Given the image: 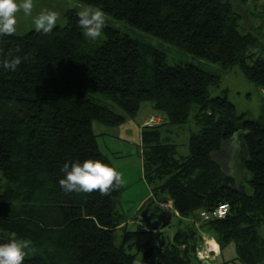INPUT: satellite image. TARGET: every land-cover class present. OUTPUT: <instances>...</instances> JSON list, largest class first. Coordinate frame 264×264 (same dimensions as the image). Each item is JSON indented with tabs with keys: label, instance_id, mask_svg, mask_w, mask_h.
<instances>
[{
	"label": "trees",
	"instance_id": "1",
	"mask_svg": "<svg viewBox=\"0 0 264 264\" xmlns=\"http://www.w3.org/2000/svg\"><path fill=\"white\" fill-rule=\"evenodd\" d=\"M77 1L223 69L238 66L246 80L264 89L263 27L243 29L231 0ZM78 12L67 10L66 24L48 34L29 30L0 37L5 56L17 46L16 55L28 56L14 72L0 67V241L12 233L30 239L35 251L24 264H133L135 254L113 237L123 223L115 209L123 186L102 196L65 193L58 181L65 162L93 158L114 167L92 121L116 126L125 115L112 106L134 116L149 102L163 121L142 125L140 132L143 177L151 186L147 204L160 210L170 202L178 227L167 241L159 231L158 245L146 241L145 258L154 264H189L191 258L202 263L196 256L199 219L220 251L234 243L235 259L257 264L264 255L256 230L264 224V103L257 118H245L226 95L210 96L219 74L168 64L162 50L106 24L101 40L88 39ZM190 120L198 131L189 136L188 154L178 155L169 127ZM234 138L244 181L214 157ZM221 204L227 205L224 217L200 219V210Z\"/></svg>",
	"mask_w": 264,
	"mask_h": 264
},
{
	"label": "rangeland",
	"instance_id": "2",
	"mask_svg": "<svg viewBox=\"0 0 264 264\" xmlns=\"http://www.w3.org/2000/svg\"><path fill=\"white\" fill-rule=\"evenodd\" d=\"M231 1L234 9L240 15V23L243 29L251 30L254 27L262 26L264 31V0H247L245 3H241L239 0ZM33 3L32 16L25 17L22 13L18 14L16 35L24 34L29 30H35L33 17L43 9L56 11L59 14L56 25L63 26L66 24L65 13L67 10L75 9L80 11L84 7H89V5L77 0H33ZM105 15L106 25L162 50L166 54L168 64L189 63L219 74L221 76L220 82L218 85L210 87V96L226 95L235 105L236 112L244 114L245 118L254 119L259 116L264 103V89L246 80L238 66L223 69L216 63L206 61L150 33L137 29L124 20L114 18L106 13ZM102 38L103 34L97 40H101ZM112 108L114 111L125 115L124 122L116 126H106L92 121V129L98 135L97 142L101 151L109 157L116 171L122 174L124 181L123 190L115 200V209L120 215V221L123 224H121L122 227L116 226L114 228V241L118 245H123L126 251L135 254L133 264H154L151 259H146L144 256V243L149 241L150 245H158L157 234L159 231H162L161 237H163L164 241H167L178 227V218L176 216L172 217L171 207L169 206L171 205L170 202L162 204L163 207L161 208L171 212V220L167 226L157 230H149L140 221V213L151 197V186L148 185L143 177L140 132L142 125H144V120L151 116V112L153 115H157V113L151 108L149 102L142 103L134 116L126 115L116 105L112 106ZM162 121L163 118L160 123ZM198 128L199 126L193 120L169 127L170 141L177 144L178 155L184 156L188 154L189 136L191 133L197 132ZM234 142L235 138L231 139L227 146L214 154V157L226 173L244 181L245 178L240 169L241 166L237 162L240 160V157H235L233 153ZM243 184L245 190L250 192L251 188L248 183L245 182ZM149 206L151 207V205ZM196 221L198 223L195 225L200 230L201 244L207 241V244L212 248L211 252H215L217 249L216 242L208 236L206 230L200 229L202 222L200 223L199 219H196ZM256 230L257 234L264 239V224L258 226ZM237 256L236 245L230 243L223 247L220 253L215 255L213 259L210 258V261L212 260L210 263L218 264L223 261H229L232 264H243V262L235 259ZM232 259H234V262L231 261ZM189 264L202 263L196 258H191ZM257 264H264V255H261L257 259Z\"/></svg>",
	"mask_w": 264,
	"mask_h": 264
},
{
	"label": "clouds",
	"instance_id": "3",
	"mask_svg": "<svg viewBox=\"0 0 264 264\" xmlns=\"http://www.w3.org/2000/svg\"><path fill=\"white\" fill-rule=\"evenodd\" d=\"M34 9L33 0H0V37L12 36L16 33L18 14L25 17L32 16ZM78 25L83 30V35L93 41L101 38L105 26L106 15L100 8L84 7L78 13ZM59 14L50 9H43L33 17L34 28L37 32L50 33L57 24ZM10 49L6 56L0 48V67L16 71L22 59ZM258 51V50H257ZM64 176L58 183L65 192L92 193L98 191L100 195L107 196L123 186L122 174L109 164L86 158L83 161L65 162L61 168ZM27 250V251H26ZM30 239L17 238L15 233L10 234L6 241H0V264H24L29 252H34Z\"/></svg>",
	"mask_w": 264,
	"mask_h": 264
},
{
	"label": "built area",
	"instance_id": "4",
	"mask_svg": "<svg viewBox=\"0 0 264 264\" xmlns=\"http://www.w3.org/2000/svg\"><path fill=\"white\" fill-rule=\"evenodd\" d=\"M161 117L156 116V115H151L148 118H146L144 120V125L145 124H156V123H160L161 121ZM171 204V203H170ZM163 206V205H162ZM171 207V205H169ZM172 208V207H171ZM172 211V210H171ZM227 211V205L221 204L218 207L214 208L211 211H207V210H200L199 211V217L201 220H208L212 217H224ZM207 241H204V244H201L196 251V256L202 261V263L204 264H209V260L210 258H214V254L215 252H213V254H210L211 252V246L209 244H207Z\"/></svg>",
	"mask_w": 264,
	"mask_h": 264
},
{
	"label": "water",
	"instance_id": "5",
	"mask_svg": "<svg viewBox=\"0 0 264 264\" xmlns=\"http://www.w3.org/2000/svg\"><path fill=\"white\" fill-rule=\"evenodd\" d=\"M153 206L145 205L140 213L141 223L149 230H157L167 226L171 220V212L168 210L160 209L156 214ZM153 216H155L153 218ZM212 254V252H211ZM204 264V263H202Z\"/></svg>",
	"mask_w": 264,
	"mask_h": 264
},
{
	"label": "crops",
	"instance_id": "6",
	"mask_svg": "<svg viewBox=\"0 0 264 264\" xmlns=\"http://www.w3.org/2000/svg\"><path fill=\"white\" fill-rule=\"evenodd\" d=\"M150 115H153L152 114V112H151V114ZM157 203V202H156ZM121 224H123V223H121ZM119 225V227H122V225ZM144 226V225H143ZM145 227V226H144ZM212 240L214 241V242H216L215 240H214V238H212ZM217 244V243H216ZM219 251H220V249H219V245L217 244V249H216V251H215V255H217V254H219ZM210 254H211V252H210ZM212 254H213V251H212Z\"/></svg>",
	"mask_w": 264,
	"mask_h": 264
},
{
	"label": "flooded vegetation",
	"instance_id": "7",
	"mask_svg": "<svg viewBox=\"0 0 264 264\" xmlns=\"http://www.w3.org/2000/svg\"><path fill=\"white\" fill-rule=\"evenodd\" d=\"M157 212H158L157 210L154 211L155 214H156ZM154 217H155V216H153V218H154Z\"/></svg>",
	"mask_w": 264,
	"mask_h": 264
}]
</instances>
